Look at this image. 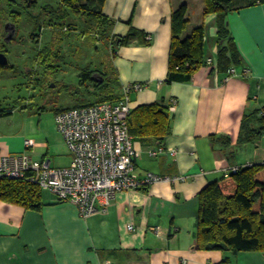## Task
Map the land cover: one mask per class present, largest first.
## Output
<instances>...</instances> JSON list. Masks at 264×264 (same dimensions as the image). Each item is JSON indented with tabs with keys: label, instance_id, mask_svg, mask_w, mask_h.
<instances>
[{
	"label": "crops",
	"instance_id": "obj_1",
	"mask_svg": "<svg viewBox=\"0 0 264 264\" xmlns=\"http://www.w3.org/2000/svg\"><path fill=\"white\" fill-rule=\"evenodd\" d=\"M184 3L190 20L186 0H105L98 9V28L105 29L103 41L108 43L111 38L135 32L128 45L116 49L113 55L110 52L111 70L117 81V86L112 85L114 99L122 96L125 86L142 84L140 93H130L132 110L154 103L168 107L176 103L170 114L171 132L162 145L132 137L141 151L135 173L183 176L184 180L122 191L88 218L80 216L72 204L58 202L49 192H42L39 211L0 201V264H219L225 257L233 264H264V254L255 251L231 256L220 251L189 250L196 244L199 193L204 187L226 177V168L264 161V134L237 141L262 127L264 4L259 0L232 1L227 15L231 39L221 42L225 55L219 60L217 18L214 14L202 16L206 8L203 0V8L197 10L194 24L190 20L188 31L203 26L204 65L190 82L167 84L170 19ZM48 27L49 31L54 28L50 23ZM42 33L45 30L39 28L30 34L29 42L38 44L37 53L42 49ZM24 74V82L46 79L37 61ZM100 74L98 82L102 81ZM87 83V97L93 99L90 104H95L103 95ZM43 84L48 85L46 81ZM45 94L40 91L39 96ZM1 104L0 155L22 152L23 142L31 139L35 145L27 154L34 161L45 160L55 168L69 166L71 155L55 125L58 108L43 103L32 106L23 97ZM243 118L248 119L250 127L241 128ZM213 136L228 137L230 143L222 147L212 141ZM161 149L155 157L150 155ZM129 225L132 230H128Z\"/></svg>",
	"mask_w": 264,
	"mask_h": 264
},
{
	"label": "trees",
	"instance_id": "obj_2",
	"mask_svg": "<svg viewBox=\"0 0 264 264\" xmlns=\"http://www.w3.org/2000/svg\"><path fill=\"white\" fill-rule=\"evenodd\" d=\"M232 1L205 0L206 8L202 12V16L214 14L217 18V41L220 44L219 60L225 55L224 48H221L223 45L221 42L226 38L231 39L227 15L232 10ZM104 2L105 0H60V5L56 9L50 7L45 12L51 16L49 23L52 27L57 25L58 20L66 19L69 16V11L79 18L81 16L92 17L99 24L100 12L98 9ZM259 3L264 4V0H259ZM27 6L31 8L33 4ZM187 12L188 8L184 3L171 15V47L168 72L165 78L167 84L190 82L204 65L203 26L199 25L188 31L190 20L187 18ZM98 29V35L103 38L105 29ZM134 35L135 32L130 31L126 37L111 38L108 42L111 54H115L116 49L128 45ZM52 41L50 50L41 49L36 54L34 61H37L41 66L45 67L51 61L58 62L55 50L59 41L54 37ZM232 59H235L234 55ZM49 67L52 68L53 74L58 73V66L50 65ZM88 70V67L84 68L78 75L80 87L90 82L93 91L100 93L101 90L107 88V85L109 87L110 85L117 86L113 70L110 82H104V74H100L101 82L93 80L94 72H88ZM37 82L44 83L43 79H38ZM121 97L114 99V95L109 93L98 102L118 101ZM64 110L69 109L60 108L57 113ZM129 115L127 126L129 135L134 139L162 145L171 132V116L167 105L158 103L142 105L131 110ZM259 118L262 122L260 130L252 132V135L247 136L246 139L239 137L238 142L259 138L264 134V114ZM241 122L243 129L251 125L247 118H243ZM212 141L225 147L230 143V138L213 136ZM42 192L30 182L18 179L0 180V201L22 207L25 210L39 211L41 209L43 206ZM198 206L195 224V241L198 251H220L231 256L253 251L264 254V165L238 167L236 172L229 173L226 177L208 184L199 193ZM219 264L233 263L228 257H225Z\"/></svg>",
	"mask_w": 264,
	"mask_h": 264
},
{
	"label": "built area",
	"instance_id": "obj_3",
	"mask_svg": "<svg viewBox=\"0 0 264 264\" xmlns=\"http://www.w3.org/2000/svg\"><path fill=\"white\" fill-rule=\"evenodd\" d=\"M230 74L233 75L234 70ZM143 89L142 84H130L122 89L118 101L95 102L56 113V130L71 155L69 166L55 168L45 160L34 161L27 151L35 143L27 139L23 142L22 152L0 155V180L33 183L58 202L72 204L83 218L107 207L122 191L143 190L160 182L183 181V176L166 177L148 172L140 176L135 173L141 151L134 146L127 126L132 110L129 96L131 92L140 93ZM175 105L173 101L168 107L169 114L174 112ZM161 152L162 149L150 155L155 157ZM260 165H264V161ZM225 170L229 174L238 168ZM132 229L129 225L128 230Z\"/></svg>",
	"mask_w": 264,
	"mask_h": 264
},
{
	"label": "rangeland",
	"instance_id": "obj_4",
	"mask_svg": "<svg viewBox=\"0 0 264 264\" xmlns=\"http://www.w3.org/2000/svg\"><path fill=\"white\" fill-rule=\"evenodd\" d=\"M186 1L190 6V20L194 24V18L198 13L197 10L202 7L203 0ZM58 3V0H0V44L6 43L3 38L7 33L3 30V25L16 24L18 33L14 36V41H10L11 44L6 43L4 47L9 65L0 67V101L2 104L4 101L23 97L29 100L32 106L43 103L47 107L72 109L89 105L93 99L87 97V88L84 85L78 87L80 81L78 75L85 67H91L93 72L95 71L94 76L98 77L99 73H103L104 82H110L112 76L111 50L108 43L103 41L102 36L98 35V24L94 18L87 16L79 18L65 9L69 16L63 21L58 20L57 25L49 31L48 23L51 16L44 11L50 7L56 9ZM32 4L33 7L28 8L27 5ZM43 7H45L44 10H42ZM10 15L15 16L9 18ZM63 24L67 27H63ZM39 28L45 30V33H42L43 43L40 48L51 40L49 35L52 34V37L58 39L62 49L61 56L63 55V60H65L64 63L58 62L60 69L56 74H53L49 66L57 65V63L51 61L48 62L47 67L43 66L46 76L43 81H46L48 85L40 84L37 80L24 82L25 74L22 73L23 66L29 70L35 65L38 44L29 42V40L32 37L30 34ZM38 67L39 71L40 67ZM40 91L41 94L44 91L46 94L39 96ZM113 91L112 85L110 87L107 85V88L101 90L100 94L106 96ZM43 193L48 195L46 191Z\"/></svg>",
	"mask_w": 264,
	"mask_h": 264
},
{
	"label": "water",
	"instance_id": "obj_5",
	"mask_svg": "<svg viewBox=\"0 0 264 264\" xmlns=\"http://www.w3.org/2000/svg\"><path fill=\"white\" fill-rule=\"evenodd\" d=\"M5 27V32L7 33V35L5 36V42L6 43H10L12 36L15 34L16 31V27L13 23H7L4 25ZM10 31V32H9ZM8 61H7V56L4 52H0V66H7L8 65ZM197 249L196 244L192 245L190 247V251L191 252H195Z\"/></svg>",
	"mask_w": 264,
	"mask_h": 264
},
{
	"label": "flooded vegetation",
	"instance_id": "obj_6",
	"mask_svg": "<svg viewBox=\"0 0 264 264\" xmlns=\"http://www.w3.org/2000/svg\"><path fill=\"white\" fill-rule=\"evenodd\" d=\"M3 30L5 29V27H4V25H3ZM10 32V31H9ZM16 34H17V28H16V31H15V36H16ZM4 40H5V37L3 38ZM12 41H14V35L12 36ZM11 41V42H12ZM52 39L50 40V41H47L46 42V44H45V46H42V49L43 50H46L47 49V51L48 50H50V48H51V46H52ZM5 45H6V43H2V44H0V46H2L1 48H0V52H4L5 54H7V52L6 51H4L5 49H4V47H5ZM55 52H56V57H57V60H59L58 62L60 63V61L62 62L63 61V55L61 56V53H62V49L60 48V44L58 43V45H57V48H56V50H55ZM57 65L59 66V64L57 63ZM57 65H55V66H57ZM27 70H26V68H24L23 70H22V73H25ZM92 79L93 80H95V81H98L99 80V76L97 77V76H92Z\"/></svg>",
	"mask_w": 264,
	"mask_h": 264
}]
</instances>
